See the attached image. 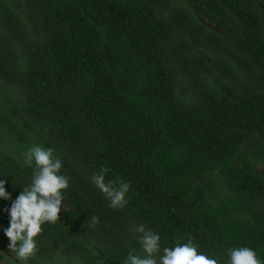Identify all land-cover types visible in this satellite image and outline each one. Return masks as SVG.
I'll return each mask as SVG.
<instances>
[{"label": "trees", "instance_id": "1", "mask_svg": "<svg viewBox=\"0 0 264 264\" xmlns=\"http://www.w3.org/2000/svg\"><path fill=\"white\" fill-rule=\"evenodd\" d=\"M33 146L68 188L26 264H125L140 224L157 260L191 239L264 264V0H0V264H22L4 229ZM101 169L130 185L122 208Z\"/></svg>", "mask_w": 264, "mask_h": 264}, {"label": "clouds", "instance_id": "2", "mask_svg": "<svg viewBox=\"0 0 264 264\" xmlns=\"http://www.w3.org/2000/svg\"><path fill=\"white\" fill-rule=\"evenodd\" d=\"M29 165L35 161L36 170L32 183L24 188L20 195L12 202L10 226L4 229L10 243L8 250L15 254V258L26 264L27 260L37 251L35 238L42 231V224L56 223L62 208L64 197L62 190L68 188V179L60 175L62 162L53 155L51 148L33 146L26 153ZM108 170L101 169L91 177L92 183L109 200L112 208H122L126 203V194L130 185L122 180L105 182ZM5 181H0V198L10 199V193L5 190ZM97 222L92 217L90 226ZM139 233L141 250L140 256L129 252L125 264H218L217 259L198 254L197 247L189 239L187 243H177L173 248H164L163 255L157 260L160 252V237L147 230L143 224L134 228ZM228 264H262L255 251L247 247L229 249Z\"/></svg>", "mask_w": 264, "mask_h": 264}, {"label": "rangeland", "instance_id": "3", "mask_svg": "<svg viewBox=\"0 0 264 264\" xmlns=\"http://www.w3.org/2000/svg\"><path fill=\"white\" fill-rule=\"evenodd\" d=\"M261 171L264 173V169H261Z\"/></svg>", "mask_w": 264, "mask_h": 264}]
</instances>
